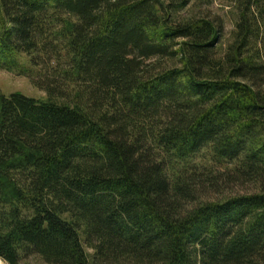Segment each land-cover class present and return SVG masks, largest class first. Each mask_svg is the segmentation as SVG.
<instances>
[{
    "label": "trees",
    "instance_id": "16d2710c",
    "mask_svg": "<svg viewBox=\"0 0 264 264\" xmlns=\"http://www.w3.org/2000/svg\"><path fill=\"white\" fill-rule=\"evenodd\" d=\"M211 2L0 0V261L264 264V0Z\"/></svg>",
    "mask_w": 264,
    "mask_h": 264
},
{
    "label": "rangeland",
    "instance_id": "374dc122",
    "mask_svg": "<svg viewBox=\"0 0 264 264\" xmlns=\"http://www.w3.org/2000/svg\"><path fill=\"white\" fill-rule=\"evenodd\" d=\"M208 9L212 14L220 16L224 19V35L227 36V34H229L232 30V17L228 14L229 0H212L211 6ZM13 93H20L27 98L35 100L45 99V94L35 88L26 76L0 70V94L9 96ZM85 250L89 255L92 254V251L89 249L85 248ZM0 264L5 263L0 261Z\"/></svg>",
    "mask_w": 264,
    "mask_h": 264
}]
</instances>
